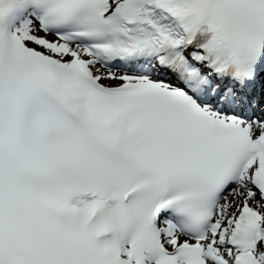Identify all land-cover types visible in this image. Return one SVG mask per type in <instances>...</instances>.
<instances>
[{
    "label": "snow or ice",
    "instance_id": "6c2138e0",
    "mask_svg": "<svg viewBox=\"0 0 264 264\" xmlns=\"http://www.w3.org/2000/svg\"><path fill=\"white\" fill-rule=\"evenodd\" d=\"M0 264H264V0H0Z\"/></svg>",
    "mask_w": 264,
    "mask_h": 264
}]
</instances>
